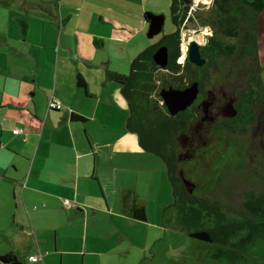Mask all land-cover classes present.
<instances>
[{
    "label": "crops",
    "instance_id": "obj_1",
    "mask_svg": "<svg viewBox=\"0 0 264 264\" xmlns=\"http://www.w3.org/2000/svg\"><path fill=\"white\" fill-rule=\"evenodd\" d=\"M146 10L145 0L0 4V264L10 252L23 264H146L169 237L167 167L128 128L129 102L109 74L131 72ZM134 197L146 221L132 218Z\"/></svg>",
    "mask_w": 264,
    "mask_h": 264
},
{
    "label": "trees",
    "instance_id": "obj_2",
    "mask_svg": "<svg viewBox=\"0 0 264 264\" xmlns=\"http://www.w3.org/2000/svg\"><path fill=\"white\" fill-rule=\"evenodd\" d=\"M16 1L0 0V4ZM24 5L46 8L38 1H25ZM171 12L176 30L159 41L169 47L167 67L155 63L156 46L151 45L132 61L129 75L109 72L121 84L129 102L128 128L139 135L144 149L166 163L172 202L162 211V225L208 243L207 256L213 260L264 264V260L248 257L258 240L264 243V81L258 45V20L264 12V0H212L209 6L193 12L185 0H172ZM190 23L209 27L212 32L201 46L206 60L203 66L188 58L182 61V32ZM186 80H199L202 86L217 92L223 89L229 99H234L237 110L236 116L223 119L214 133L225 132L233 138L239 156L225 161L210 188L201 193L190 192L185 186L181 171L191 179L184 167L187 161L180 164L174 151L180 149L176 137L194 123L198 113L186 109L172 115L160 95L163 87L184 88ZM78 84L86 87L81 75ZM72 117L84 120L79 115ZM205 141H209L208 136ZM122 196L128 205L131 192L124 191ZM131 203L132 218L146 221L145 201L134 197ZM1 260L23 264L13 252L1 256Z\"/></svg>",
    "mask_w": 264,
    "mask_h": 264
},
{
    "label": "rangeland",
    "instance_id": "obj_3",
    "mask_svg": "<svg viewBox=\"0 0 264 264\" xmlns=\"http://www.w3.org/2000/svg\"><path fill=\"white\" fill-rule=\"evenodd\" d=\"M211 2L212 0H203V2L199 3L198 8L204 7L205 5L209 6ZM145 4L147 7V13L163 14L165 15L166 19L163 32L152 38L148 37L147 35L149 29L148 25L147 31L143 35V42L145 41L143 43V51L149 46L156 44L163 35L173 33L176 30V25L172 20V0H145ZM259 25L264 29V19H260ZM191 30L192 32L187 34V32ZM206 33L208 34L212 32L205 26H199L190 23L182 32L183 41L185 45H189L190 40L194 37L198 41L203 42L199 37ZM139 52L140 51H133V59L138 56ZM187 56L188 52L186 51V47L183 44L182 61H184ZM259 58L262 68L261 76L264 81V47L262 49L260 47ZM119 64L120 62L118 61V58L114 55L113 65L116 67L119 66ZM127 74H130L129 71H127ZM208 139L209 141H206L204 147L197 152L198 155L184 164V167L187 168L191 177L190 180L195 183V185L197 184L193 189V191L195 190L196 193H201L202 191L210 188V183L216 178L219 167H221L225 161L235 159L237 156H239L238 145L236 141H234V139L231 138L227 133L213 132L208 136ZM167 151L171 152V149ZM174 151L177 157V154L181 153L183 150L181 147L180 149L178 147V149L175 148ZM160 161L163 160L161 159ZM164 165L166 167V163H164ZM165 197L170 201L172 200L170 182L169 185H167ZM150 211H152V213L154 212L153 204L150 205ZM164 233L169 235V237L157 243V256L146 264H227L224 261L213 260L207 256L209 244L206 242L194 239L178 230L170 228H165ZM248 257L257 261L264 260V243L262 240H258L255 243L251 250V255H248Z\"/></svg>",
    "mask_w": 264,
    "mask_h": 264
},
{
    "label": "flooded vegetation",
    "instance_id": "obj_4",
    "mask_svg": "<svg viewBox=\"0 0 264 264\" xmlns=\"http://www.w3.org/2000/svg\"><path fill=\"white\" fill-rule=\"evenodd\" d=\"M192 1L193 0H191V3ZM207 29L209 30L210 28L207 27ZM210 34L211 33L207 34L208 38L206 41L204 40L203 42H201L202 46L208 42ZM163 37L164 35L161 37V39ZM199 38L201 39V37ZM192 39H195V38L193 37ZM159 41L156 44H154V46H156L155 47L156 50L159 49L161 46H163V44L162 45L159 44ZM188 48H189V45H188ZM186 58H188V56ZM194 82H198L199 84L198 85L199 93L197 95L195 102L189 108H187V110L195 109V113H198V116L194 113L196 115L194 123L192 124L189 123L188 127L184 131L180 132L178 136L176 137V141L179 142L180 147L183 150L181 153L177 154V159L180 163L181 162L185 163L186 161H189L192 158L196 157L198 155L197 152L200 149H202L204 145L206 144L205 136H209L211 133H213L215 128L218 126V124L223 119L232 118V117L225 116L224 114L227 113L226 112L227 107L230 103L234 105V99H229V97L227 96L226 92L223 89L217 92L210 86H207V87L202 86L199 80H194L192 82L186 80V85L184 88L192 85ZM163 88H166V87H163ZM184 88H178V89H184ZM206 114L209 115V118L204 120ZM194 116L192 117L194 118ZM193 184H194V187L193 186L187 187L186 185L185 186L190 191L191 188L196 187L195 183Z\"/></svg>",
    "mask_w": 264,
    "mask_h": 264
},
{
    "label": "water",
    "instance_id": "obj_5",
    "mask_svg": "<svg viewBox=\"0 0 264 264\" xmlns=\"http://www.w3.org/2000/svg\"><path fill=\"white\" fill-rule=\"evenodd\" d=\"M186 4H190L191 0H185ZM165 15L163 14H153L147 13L146 20L149 25L148 37L152 38L156 35H159L164 30L165 25ZM191 31H188L187 34H190ZM208 35H201L202 41H206ZM201 41L197 39H191L189 42L188 48V59L191 63L197 66H203L206 63V60L202 57L201 54ZM153 59L155 63L163 68L167 67L169 64V47L167 45L161 46L153 54ZM198 82H194L192 85L184 88L178 89L174 87L163 88L160 91V95L164 100L165 105L171 114L175 115L180 111H184L189 108L196 100L199 93ZM227 113L224 114L228 117H234L237 114V110L234 105L230 103L227 107ZM209 115L206 114L204 120L208 119ZM181 176L184 181V184L187 187L193 186L194 184L184 176V172L181 171ZM194 188H191L190 192H193Z\"/></svg>",
    "mask_w": 264,
    "mask_h": 264
},
{
    "label": "built area",
    "instance_id": "obj_6",
    "mask_svg": "<svg viewBox=\"0 0 264 264\" xmlns=\"http://www.w3.org/2000/svg\"><path fill=\"white\" fill-rule=\"evenodd\" d=\"M206 1H207V0H206ZM200 2H203V0H193V1H192V3H191V12L196 11V10L198 9V6H199V3H200ZM202 4H203V3H202ZM183 42H184V41H183ZM184 46L186 47V51L188 52V45H185V43H184ZM49 108H50V109H57V110H60V109L62 108V103H61V101H60L58 98L52 96V97L50 98V100H49ZM14 132H15L16 134H19V133L22 132V130H21V129H16ZM65 203H66L67 205H70V204H71L69 200H66ZM41 258H42L41 255H36V256L34 255V256L29 257V260L32 261V262H37V261L40 260Z\"/></svg>",
    "mask_w": 264,
    "mask_h": 264
}]
</instances>
